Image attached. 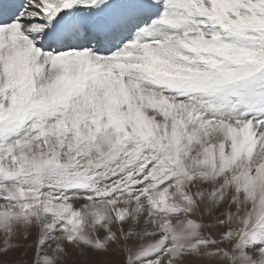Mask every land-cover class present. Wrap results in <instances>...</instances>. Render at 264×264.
I'll use <instances>...</instances> for the list:
<instances>
[{"label": "snow or ice", "instance_id": "snow-or-ice-1", "mask_svg": "<svg viewBox=\"0 0 264 264\" xmlns=\"http://www.w3.org/2000/svg\"><path fill=\"white\" fill-rule=\"evenodd\" d=\"M0 264H264V0H0Z\"/></svg>", "mask_w": 264, "mask_h": 264}]
</instances>
